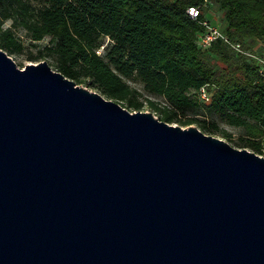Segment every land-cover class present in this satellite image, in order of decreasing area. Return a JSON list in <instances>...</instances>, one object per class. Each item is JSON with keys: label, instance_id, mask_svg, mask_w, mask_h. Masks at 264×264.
<instances>
[{"label": "water", "instance_id": "95a60500", "mask_svg": "<svg viewBox=\"0 0 264 264\" xmlns=\"http://www.w3.org/2000/svg\"><path fill=\"white\" fill-rule=\"evenodd\" d=\"M0 264H264V157L0 49Z\"/></svg>", "mask_w": 264, "mask_h": 264}, {"label": "trees", "instance_id": "16d2710c", "mask_svg": "<svg viewBox=\"0 0 264 264\" xmlns=\"http://www.w3.org/2000/svg\"><path fill=\"white\" fill-rule=\"evenodd\" d=\"M210 3L221 12L230 41L244 47L258 41L264 50V0H0V49L21 53L18 32L32 46L47 40L37 63L48 58L53 70L77 85L131 111L147 107L169 124L195 122L203 133L215 130L230 139L216 123L206 124L216 117L242 131L243 148L264 157V85L255 63L220 39L197 47ZM193 6L200 10L194 19L186 13ZM201 87L211 95L208 103L197 96ZM188 113L197 117L182 121ZM201 114L206 119H198Z\"/></svg>", "mask_w": 264, "mask_h": 264}, {"label": "rangeland", "instance_id": "374dc122", "mask_svg": "<svg viewBox=\"0 0 264 264\" xmlns=\"http://www.w3.org/2000/svg\"><path fill=\"white\" fill-rule=\"evenodd\" d=\"M204 17L205 19L211 24V25H214L216 26L220 31L223 32V28H224V23L222 21V16H221V12L219 11L217 5L215 4H207V7L205 9V12H204ZM8 25V22L7 24ZM18 35L20 37L23 38V42H24V49L21 53L19 54H14V55H8L12 60L13 62L15 63V65L20 68V69H23L25 68V65H37V61L39 60V58L37 57H40L39 53H40V50L42 49V47L46 44L47 40H43V41H39L38 43L35 44V46H32L31 44H29V42L23 37V33L22 32H18ZM251 51H254V52H257V53H263L264 50L262 49L260 43L258 41H253V42H247V46L245 47ZM45 61L49 64L50 63V60L48 58H45ZM212 63H214V65L216 67L223 70V72H226L227 71V66L220 62V61H215V60H212ZM131 84V83H130ZM133 87L137 88L139 91H141V93L145 96V97H148L149 99L151 100H154V101H158L159 103H162V99L161 98H157V97H154V96H149L147 95L141 88L140 85L138 84H131ZM83 88L85 87L84 84L81 85ZM88 88V87H86ZM90 89V88H88ZM90 90H93V89H90ZM93 91H96V90H93ZM198 96V95H197ZM199 98V97H198ZM118 102V101H116ZM121 106L122 104L120 102H118ZM126 109V108H125ZM129 112L133 113L135 111H131L129 109H127ZM139 111H145V112H150L152 113V115L156 116V113L150 111L147 107H143L141 110ZM197 116H194L192 115L191 113H188L186 116H180V119H182V121H187L189 119H192V118H196ZM198 119L200 120H203V119H206L202 114L201 115H198ZM206 124L207 125H211V123H216L218 125V127L220 129H224L227 133H229L230 135V139H225L221 134L220 132L218 131H215V130H209V131H205L204 134L206 135H211L213 137H216V138H219L221 140H224L228 143V145H231L232 147L234 148H237V149H241L243 148L241 146V142H240V135L242 133V131L239 129V128H235V127H231V126H228V125H225L223 123H221L219 120H217L216 117H208L206 120H205ZM173 125H179L182 127V129H186V128H189V127H196V124L195 122H192L191 125H188V126H183L182 124L180 123H171ZM263 144H264V141H263ZM247 149V148H245ZM249 150V149H247ZM250 151V150H249Z\"/></svg>", "mask_w": 264, "mask_h": 264}, {"label": "built area", "instance_id": "2783aa9c", "mask_svg": "<svg viewBox=\"0 0 264 264\" xmlns=\"http://www.w3.org/2000/svg\"><path fill=\"white\" fill-rule=\"evenodd\" d=\"M186 13L191 18H197L200 14V10L197 7H188ZM204 28L203 32L197 36L196 44L197 47L205 49L208 48L215 40L220 39L222 42L228 46L231 51L236 55H241L248 60L255 63L258 76L261 83L264 85V52L257 53L245 48L241 43L230 41L228 37L220 31L216 26L211 25L207 20L202 22ZM197 95L199 100L208 103L210 101V93L207 91L206 87H201Z\"/></svg>", "mask_w": 264, "mask_h": 264}]
</instances>
